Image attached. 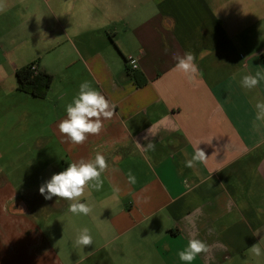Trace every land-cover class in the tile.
Here are the masks:
<instances>
[{
  "label": "crops",
  "instance_id": "0c3cea01",
  "mask_svg": "<svg viewBox=\"0 0 264 264\" xmlns=\"http://www.w3.org/2000/svg\"><path fill=\"white\" fill-rule=\"evenodd\" d=\"M4 2L0 264H186L178 253L192 238L210 251L191 264H264L249 251L259 243L264 253V124L255 120L264 81L240 83L264 72V0ZM187 52L199 69L192 80L175 67ZM30 63L52 76L43 98L17 89L15 71ZM84 81L115 113L73 145L58 125ZM152 125L157 135L145 140ZM149 141L154 151L136 145ZM197 145L207 162L185 167ZM97 152L109 167L102 188L80 198L89 215L40 194L53 174ZM84 228L93 244L78 247Z\"/></svg>",
  "mask_w": 264,
  "mask_h": 264
},
{
  "label": "clouds",
  "instance_id": "9594fccd",
  "mask_svg": "<svg viewBox=\"0 0 264 264\" xmlns=\"http://www.w3.org/2000/svg\"><path fill=\"white\" fill-rule=\"evenodd\" d=\"M6 3L0 0V13L6 11ZM177 63L176 69L184 73L185 76L192 80L198 73L199 69L195 63L196 57L187 52L183 56H175ZM135 64V61H133ZM264 81V72L257 71L254 75L247 74L241 79V86L247 90L256 88ZM256 114L255 120L264 124V101L255 104ZM67 118L60 121L58 127L59 132L63 134L67 141L73 145L83 144L89 135H99L103 130L104 120H110L115 113V105L111 104L99 91L95 90L89 81H84L79 86V92L73 101L66 106ZM157 135V130L152 125L147 130L144 139L149 136L153 138ZM138 148L144 151L155 150V143L149 141L146 146L136 143ZM199 145V144H198ZM195 148L194 155L191 159L185 161V167L194 168L197 163L205 164L208 157L205 152L198 147ZM109 165L106 157L97 152L94 159L85 161L84 159L78 162L68 164V167L57 174H53L51 179L42 184L39 192L46 200H51L53 197L70 201L69 211L74 215H89L92 208L81 203L80 198L85 195L86 188H92L99 191L103 186L101 178L102 173L108 169ZM129 184H136V176L131 170L127 173ZM118 193L119 189H115ZM142 202L148 203L150 197H142ZM75 244L78 247L92 246L93 238L88 228H84L76 237ZM210 251V246L199 239H189L187 247L178 253L179 259L186 264H191L196 257L202 253L206 254ZM249 251L256 257H260L262 249L259 243L254 244L249 248Z\"/></svg>",
  "mask_w": 264,
  "mask_h": 264
},
{
  "label": "trees",
  "instance_id": "16d2710c",
  "mask_svg": "<svg viewBox=\"0 0 264 264\" xmlns=\"http://www.w3.org/2000/svg\"><path fill=\"white\" fill-rule=\"evenodd\" d=\"M32 64L24 65L15 71L17 89L34 97L43 98L47 94L52 76L47 72L39 70L35 73L31 69ZM126 69L137 86L145 84L146 78L142 74L136 71H130L127 67Z\"/></svg>",
  "mask_w": 264,
  "mask_h": 264
},
{
  "label": "built area",
  "instance_id": "2783aa9c",
  "mask_svg": "<svg viewBox=\"0 0 264 264\" xmlns=\"http://www.w3.org/2000/svg\"><path fill=\"white\" fill-rule=\"evenodd\" d=\"M133 61H135V64H133ZM127 64H128V66H129V68H130L131 70H134V69L137 68V60H136L134 57H132V56H128V57H127ZM31 69H32L35 73L38 71V68H37L36 64H34V63L31 65Z\"/></svg>",
  "mask_w": 264,
  "mask_h": 264
}]
</instances>
